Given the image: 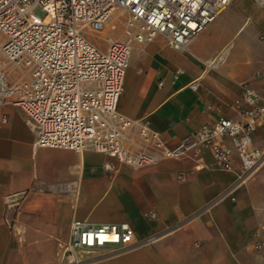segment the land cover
Segmentation results:
<instances>
[{
    "label": "crops",
    "instance_id": "0c3cea01",
    "mask_svg": "<svg viewBox=\"0 0 264 264\" xmlns=\"http://www.w3.org/2000/svg\"><path fill=\"white\" fill-rule=\"evenodd\" d=\"M244 83L264 99V11L251 0H235L185 51L156 37L134 56L116 108L130 121L148 119L173 148L220 117L236 119L230 106ZM6 112L9 121L0 126V264H264V251L250 246L252 232L264 227V165L232 194L234 201L219 200L236 178L235 159L233 173L207 169V153L134 170L91 151L35 147L21 111ZM253 143L264 150V126ZM6 214L12 230L3 222ZM73 219L127 225L135 242L154 237V243L107 259L63 256L57 246L62 237L67 241Z\"/></svg>",
    "mask_w": 264,
    "mask_h": 264
},
{
    "label": "built area",
    "instance_id": "2783aa9c",
    "mask_svg": "<svg viewBox=\"0 0 264 264\" xmlns=\"http://www.w3.org/2000/svg\"><path fill=\"white\" fill-rule=\"evenodd\" d=\"M234 1L0 0V126L9 121L6 108H16L35 147L91 151L134 170L165 159L199 160L207 153V169L233 173L235 159L236 178L219 197L234 201L232 194L264 165V150L253 143L257 128L264 126V99L251 85H241L230 106L236 119L220 117L173 148L159 139L148 119L130 121L116 108L134 56L156 37L185 51ZM251 1L264 11V0ZM116 10L127 15L122 37L102 51L84 32H103ZM190 88L195 90L197 83ZM3 222L13 229L8 214ZM153 243L154 237L135 242L127 225L94 226L73 219L64 247L107 259ZM250 246L264 251V227L252 232Z\"/></svg>",
    "mask_w": 264,
    "mask_h": 264
},
{
    "label": "rangeland",
    "instance_id": "374dc122",
    "mask_svg": "<svg viewBox=\"0 0 264 264\" xmlns=\"http://www.w3.org/2000/svg\"><path fill=\"white\" fill-rule=\"evenodd\" d=\"M126 19L127 15L125 13L120 10H116L112 13L110 23L103 32L93 33L87 30L84 32V37L98 47V49L103 51L109 41L121 39ZM65 243L66 237H62L59 242L60 247L57 246V251L63 256L73 254V252L66 251V247H64Z\"/></svg>",
    "mask_w": 264,
    "mask_h": 264
},
{
    "label": "bare ground",
    "instance_id": "6f19581e",
    "mask_svg": "<svg viewBox=\"0 0 264 264\" xmlns=\"http://www.w3.org/2000/svg\"><path fill=\"white\" fill-rule=\"evenodd\" d=\"M72 259V258H71ZM72 261V260H71Z\"/></svg>",
    "mask_w": 264,
    "mask_h": 264
}]
</instances>
